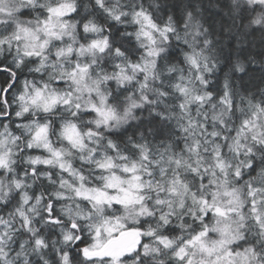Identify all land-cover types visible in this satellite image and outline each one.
<instances>
[{
    "label": "clouds",
    "instance_id": "9594fccd",
    "mask_svg": "<svg viewBox=\"0 0 264 264\" xmlns=\"http://www.w3.org/2000/svg\"><path fill=\"white\" fill-rule=\"evenodd\" d=\"M0 73V264H264V0H0Z\"/></svg>",
    "mask_w": 264,
    "mask_h": 264
},
{
    "label": "snow or ice",
    "instance_id": "6c2138e0",
    "mask_svg": "<svg viewBox=\"0 0 264 264\" xmlns=\"http://www.w3.org/2000/svg\"><path fill=\"white\" fill-rule=\"evenodd\" d=\"M246 123V122H245ZM109 234V239L104 242L97 241V245L99 246L96 251L90 253L89 249H83L85 256L89 255H101V254H111L114 252L123 251L130 241L128 240V233L121 232L118 236H113V229H106ZM99 235V233H98ZM95 247V246H94Z\"/></svg>",
    "mask_w": 264,
    "mask_h": 264
},
{
    "label": "trees",
    "instance_id": "16d2710c",
    "mask_svg": "<svg viewBox=\"0 0 264 264\" xmlns=\"http://www.w3.org/2000/svg\"><path fill=\"white\" fill-rule=\"evenodd\" d=\"M3 75V73H0V76H2Z\"/></svg>",
    "mask_w": 264,
    "mask_h": 264
}]
</instances>
